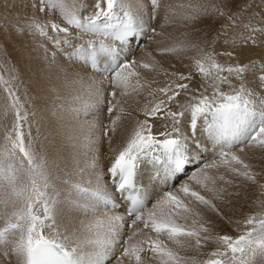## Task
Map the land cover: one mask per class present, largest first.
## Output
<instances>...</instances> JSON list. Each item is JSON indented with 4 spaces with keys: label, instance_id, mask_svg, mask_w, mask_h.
Segmentation results:
<instances>
[{
    "label": "snow or ice",
    "instance_id": "1",
    "mask_svg": "<svg viewBox=\"0 0 264 264\" xmlns=\"http://www.w3.org/2000/svg\"><path fill=\"white\" fill-rule=\"evenodd\" d=\"M148 2L151 8L147 9L142 4L140 10L147 11L149 20H154L161 11L162 0ZM260 2L264 6V0ZM33 6L39 12L47 9L58 13L63 23V26L54 22L42 23L38 17H32L26 21L25 29L51 41L64 57L61 63L67 62L64 67L58 65L56 81L49 79L48 84L51 86L49 95L55 93L57 100H63L61 111L67 116L70 138L77 142L85 157L78 162L73 173L60 181L67 185L65 199L76 210L75 214L97 217L108 211H117L115 205L121 203L124 213L134 217L130 227L140 222L143 228L154 231L157 237L165 234L169 241L185 251L198 250L202 242L207 241H212L217 247L207 260L200 262L179 255L158 238L136 241L138 233L133 232L124 240L123 216H112L104 221H80L71 235L67 230L62 232L57 224V217L63 216L62 206L48 161L33 150L31 142L25 144L23 127L28 121V113L15 92L7 87L10 104L0 112V121L6 119L9 112L14 114V118L0 134V221L3 222V227H0V264H12L10 257L13 256L15 264H141V253L146 251L144 245H148L147 250L153 253L158 264H264V214L248 217L243 223L251 226L250 230L234 239L227 234L213 235L212 228L206 226L209 221L202 220L200 213L190 207L194 202L220 215L217 205L201 191L212 192L213 199L222 204L231 203L228 197L239 195L227 187L217 188V180L224 181L225 185L232 181L226 180L219 172L210 176L211 169L224 167L234 175L255 180L250 165L236 153L246 147L264 152V95H261L264 93V60L258 66L251 62L246 66H222L217 63L214 52L205 51V48L214 49L221 36L233 48L246 47L250 42L255 45V34L258 31L264 33V28L245 25L246 28L251 27L248 36L237 34L228 38V28L235 26L236 14L225 13L219 4L180 5L186 10L182 16L185 24L222 17L229 22L221 25V30L210 39L205 34L199 42L184 43L183 49L175 46L160 49L162 55L197 49L200 57L195 59V66L205 79L210 78V82L207 86L200 85L204 91L199 96L193 94L187 104H181L177 97L181 95V89L186 94L190 91L188 83L173 86L170 81L167 86L157 89L164 98L151 107H144L143 114L147 118L136 122L126 145L111 163L100 169L97 141L92 136L98 117L92 116L91 120L87 117L94 111H100L99 105L106 100V90L100 87L103 80L85 79L82 73L97 72L105 79L111 77L108 79L111 100L104 109L111 116L114 106L120 103L116 100L117 93L121 97L126 95L133 77L139 83L137 68H153L152 64L123 57L131 54L133 41L142 38L146 32L156 34V30L150 24L145 28L139 22L137 10L129 0H94L87 15H81L87 6L76 0H71V3L68 0H35ZM247 7L251 4L241 12ZM174 9L171 4L165 6L166 21ZM49 28L55 36H49ZM70 29H75L79 35L72 37ZM85 35L101 38L99 45L90 39L83 45L74 46L73 39H82ZM68 48L73 51H66ZM44 53L49 63L56 60V52L49 54L44 48ZM223 54L234 55L232 51ZM205 64H208L207 71ZM225 72L227 76L221 75ZM231 77L240 81L238 88L232 84ZM249 77L254 81L253 87L249 86ZM178 79L191 81L192 77L181 74ZM224 84L232 91H222ZM208 87L213 89L210 96L206 94ZM172 101H176L178 110L166 107ZM120 111L123 113L122 107ZM162 112L171 121L172 130L160 133L164 137L160 140L152 134L149 119ZM119 120L120 116H117L101 129L105 137L109 132H116ZM182 120L189 133L183 130ZM198 124L199 135L203 139L197 138ZM27 134L31 136L30 125ZM209 149L213 158L211 162H204V154ZM142 165H151L149 181L155 178L166 185L171 182L175 187V191H165L163 199L156 201L151 208L148 205L157 193L149 191L147 184L137 182V176L149 170L147 167L142 169ZM101 173L107 176V180ZM184 177L186 180L182 179ZM109 183L115 186L114 192L108 191ZM167 206L171 210L165 212ZM45 229H48V234H45ZM118 247L123 251L116 255Z\"/></svg>",
    "mask_w": 264,
    "mask_h": 264
},
{
    "label": "bare ground",
    "instance_id": "2",
    "mask_svg": "<svg viewBox=\"0 0 264 264\" xmlns=\"http://www.w3.org/2000/svg\"><path fill=\"white\" fill-rule=\"evenodd\" d=\"M205 1L206 0H162V8L161 11L157 14L156 19L149 20L147 11L140 10V5L142 4L146 5L147 9L151 8L148 0H129L133 8L137 10V18L139 22L142 23L145 28H147V26L150 24L151 27L155 29L160 27L158 28L160 30H156V34L146 32L145 35L140 38V43L138 44H135V41H133L131 44V54L123 57L124 59H134L136 61H143L153 65L152 69L137 68V71L140 73L138 83L140 89L138 87L135 95H133L134 93L132 92V97H130L131 99H129L128 102L129 109L133 114L126 115V110L124 114H121V116L118 113V115L120 116V120L117 125V130L115 133L109 132L107 137L103 136L102 134V126L100 125L101 128L97 127L99 123L94 122L96 127L92 133V136L93 139L97 141V147L99 150V159L97 161V164L100 169L105 168L109 163H111L112 160H114L115 155L126 145L127 139L131 136L133 130L136 127V122L138 120H144L147 118L143 114L144 107L146 105L148 107H151L153 103L158 102L160 99L164 98L163 94L157 91V89L167 86L170 81L173 82V86L176 83H188L190 91L186 94L185 91L181 89V95L177 97V100L181 104H187L193 94L199 96L200 92L204 91L203 86H207L210 82V78L205 79V77H203L202 75L198 76V74H193L194 68L196 67L195 59H197V55L199 53L197 49L189 48L187 50H178L174 53H165L163 55L160 53V49L172 46H175L178 49H183L184 43H187L189 41L199 42L205 34H207L208 38L210 39L218 31L221 30V25L229 23L227 19L222 17L218 19L205 18L194 24H185L182 20V16L185 14L186 10L180 8L179 6L197 5L200 3H206ZM68 2L71 3V0H68ZM76 2L87 6L81 13V15H87L91 10V6L94 3V0H76ZM34 3L35 0H0V52H2L7 57L6 59L8 63L6 65V69L8 71L9 77L8 82H10L9 87L10 85L15 84L16 87L20 90V97L22 98L21 103H23L24 109L28 113V121L24 124L23 127L25 138L28 137V144L31 142L33 150L38 155L44 156L48 161L50 175L52 176L56 189L59 192L61 201L60 206H62L63 212L62 217H57V224L59 225L60 230L62 232L67 230L68 234L71 235L73 230L80 224V221L87 222L96 219L104 221L112 216H123L125 221L123 225L124 240H126L128 236L133 232H136L138 233V235H136L135 237L136 241H142L149 237H151L152 239L158 238L165 245H167V247L173 249L174 251L177 250L179 252V255L189 258V260L194 258L195 260L200 262L205 261L206 259L203 256V246L198 250H181L175 243L169 241L164 234V237L162 235L157 237L156 233H152V231H149V229L147 230L143 228V225L140 222H137L135 227H130L134 217L128 218L126 216L121 203H116L115 208L117 209V211H108L97 217L84 215L77 216L75 214L76 210L65 199L67 195V185L61 184L60 181L62 179H66L68 177V174L73 173L77 167L78 162H82L85 157L83 154V150L79 148L77 142L70 138L71 129L67 123V116L61 111V105H63L64 103L63 100H57L55 93H52L51 96L49 95V93L51 92V86L48 84L49 79H52L53 82H55L56 74L57 72H59L58 65L60 67H64L66 66L67 62L61 63L62 61H64V57L62 56L60 51L53 46L51 41L38 34L29 33L25 29L26 21L32 17H38L42 23L54 22L60 23L62 26L63 23L58 13L49 11L47 9L44 12H39L38 8L33 6ZM169 4L175 6V9L173 14H171L166 21L164 8ZM240 27L243 26H240L239 24L235 25L229 31L228 37L231 38L237 35L236 30H238L237 28ZM19 29L25 30L20 31ZM70 32L72 37H76L77 35H79V33H77L75 29H70ZM239 33L241 32H238V34ZM260 33L261 32H258L257 36L255 35L256 39L260 38ZM48 34L49 36L56 35L51 30V28L48 29ZM247 34L249 35L250 32H248ZM243 35H245L244 32ZM61 36H63V34H61ZM90 39L95 40L97 45H99L101 38L85 35L82 39H73V44L74 46L83 45ZM225 39L226 38L224 36L221 37V51H224V53L226 50H233L231 46H229V44H226L224 42ZM62 47L64 46L62 45ZM44 48L48 49L49 54L52 52H56V60L49 63V60L45 59ZM208 50L209 48H205V51ZM66 51L71 52L73 51V49L68 48L66 49ZM236 53L238 54L236 59H238L239 61L248 60L246 62L254 63V66H257L259 64L260 58L261 60L262 58L264 59V48L262 46H238L236 47ZM181 74L185 76L190 75L192 77V80H179L178 77ZM212 74H215L214 71L212 72ZM82 75L85 76V79H87L88 77H92L97 80H103V84L100 85V87H102L103 89H105L103 87L104 83H106L108 79H111V77L105 79V77L101 76L97 72L82 73ZM130 82L137 83V78H131ZM5 85L6 84H2V81H0V112H3L10 104V99L6 92V88L8 86L6 87ZM250 85L253 86L254 83ZM106 90L108 91V88H106ZM212 91L213 89L211 87H208L206 94L210 96ZM5 92L7 95L5 94ZM150 93L152 94L150 95ZM103 106H105L104 103ZM166 107L172 110H178V108L176 107V101H172ZM118 111L120 110L118 109ZM99 112L100 111H98V113ZM115 112L113 114H116ZM33 113H35V115H33ZM185 115L187 118L188 114L186 113ZM92 116H95V114L93 113L88 115L87 119L90 120ZM161 117L164 118L162 119ZM13 118L14 114L12 112H9L6 119L0 121V134H2L4 126L10 125L12 123ZM109 119H111V117ZM109 119L106 118L107 121H105V123H110L111 120L109 121ZM149 123L152 125V134L157 136V138L160 140L164 139L163 136L159 135L160 133L171 132L172 130L171 121L166 118L165 113L163 112L159 113L155 118H150ZM165 124H167V127H165ZM29 125L31 126V136L27 134ZM181 126L186 133H189L188 126L184 123V120L181 121ZM199 132L200 128L198 124L197 138L203 139V137L199 135ZM109 139L111 140V144H109ZM242 152L246 153L245 156L243 153V156L246 157L247 161H254L255 168L260 172V175L258 173L259 178L257 177L256 179L255 177V179L257 180L255 182L257 184L256 190L253 187L255 191L254 194L250 193L252 192L250 191L252 187L250 184H248L246 189L242 190V192L240 191L239 196H233L232 199L228 197L227 199H231L232 202L227 203L226 205L228 207L224 211H221V217H223L225 221H223L222 218L216 213L207 211L202 206L194 202L190 203V207L194 211L200 213L202 220L209 221L206 226L212 228V232L215 234H219L220 232H222L223 234H235V230H241L240 224L235 225L232 229L227 226V216L229 218V221H232L231 223H240L244 221L243 218L245 217L248 218L250 216H258L260 214H264V152L251 147L244 148ZM238 153L240 154L241 152L238 151L236 154ZM212 158L213 153L211 149H209L204 154V162H211ZM81 166H83L82 163ZM145 167H147V169L149 170L142 171L137 176L138 183L147 184L148 190L153 191L157 194L164 193V191H168V189H170L171 191H175V187L171 186V188H169V184L166 185L162 180L153 178L151 181H149L148 177L152 175L150 171L151 165L141 166L142 169H145ZM191 170L192 169L190 168L189 171ZM222 172L224 173L225 177V172ZM101 174L104 175L103 173ZM210 174L214 175L213 173ZM215 174L217 173L215 172ZM231 177L233 176H229V178ZM76 179H79V177L77 176ZM104 179L107 180L106 175H104ZM182 179L186 180V177ZM241 181L240 179H238V183H241ZM220 186L222 185H216L217 188H219ZM176 187H178V184L176 185ZM193 187L196 186L193 185ZM228 188L230 189L232 188V186H228ZM233 189H231V191H233ZM108 191L114 192V185H112L111 183L108 184ZM205 196H207V193ZM208 196H210L209 193ZM213 203L217 205L221 202L218 200H213ZM148 207L151 208L152 203L149 204ZM150 232L152 234H150ZM45 234H48V229H45ZM8 239H11V237H8ZM144 247L146 251L141 253V258L146 259L145 254L147 253L148 245H144ZM86 250H88V248H86ZM10 259L12 261V264H15V257H10ZM157 262L155 261L154 263L158 264Z\"/></svg>",
    "mask_w": 264,
    "mask_h": 264
},
{
    "label": "rangeland",
    "instance_id": "3",
    "mask_svg": "<svg viewBox=\"0 0 264 264\" xmlns=\"http://www.w3.org/2000/svg\"><path fill=\"white\" fill-rule=\"evenodd\" d=\"M200 1V0H199ZM206 3H210V4H219L222 8H223V10L225 11V13H232V14H236L237 15V20L235 21V25H237V24H239L240 26H243V27H240V28H237L238 30H236L237 32H236V34H238V32H241V33H239V34H243V32H244V36H248V32H250L251 31V27H255V28H257V29H261V28H264V6H261V2H260V0H227V3H225V0H211V1H205ZM248 4H251V7H247V10L246 11H243V12H241V9L242 8H245ZM224 18V17H223ZM226 19V18H225ZM242 23V24H241ZM245 25H250L251 27H248V28H246L245 27ZM234 26H229V28H228V33H229V31L233 28ZM158 28H160V27H158ZM158 28H156L155 30H160V29H158ZM241 29V30H240ZM242 29H244V30H242ZM158 32V31H157ZM259 32V31H258ZM257 32V33H258ZM152 33V32H151ZM257 33L255 34L256 36H257ZM154 34V33H153ZM216 35V34H215ZM214 35V36H215ZM256 36H255V40H256V43H255V45H253V44H251V42L248 44V46H250V47H260V46H262L263 48H264V33H260L259 34V39H256ZM222 37V36H221ZM221 37H220V39H219V41L216 43V45H215V48L214 49H211V48H209V50L208 51H213L214 52V54H215V58H216V61H217V63H219L220 65H222V66H229V65H233V66H235V65H240V66H246V65H248L249 64V62H246V61H248V60H246V61H239L238 59H236L237 58V53H236V47L235 48H233L231 45H229V46H231V48L233 49V50H231L233 53H234V55L230 58L228 55H224L223 53H224V51H221ZM229 38V37H228ZM139 43H140V41H139ZM237 44L239 45V40L237 41ZM238 47V46H237ZM220 51H221V53H220ZM228 51H230V50H228ZM199 52V51H198ZM225 52H227V50L225 51ZM200 57V53H198V55H197V59ZM229 57V58H228ZM234 57V58H233ZM7 57L2 53V52H0V77H2V80H0V81H2V84H5L4 82L5 81H9V77H8V71H7V67H6V65H7V63H8V61H7V59H6ZM232 58H233V60H235V61H233L232 60ZM258 59H259V57H258ZM258 59H256V60H258ZM260 61H259V64L258 65H260V63L262 62V60H264L263 58H262V60H261V58L259 59ZM241 62V63H240ZM244 62V63H243ZM253 65H254V63H252ZM257 65V66H258ZM204 67H205V70L207 71L208 70V64H205L204 65ZM214 71V70H213ZM193 74L194 75H197L198 74V76L199 75H201L200 73H199V71H198V69L195 67L194 68V71H193ZM221 75H223V76H227L228 74L225 72V73H221ZM231 80H232V83H233V85H235V87H239V85H240V81L239 80H237V79H235L234 77H231L230 78ZM249 86L250 87H253V86H251L250 84H252V83H254V81H252V79H251V77H249ZM105 84H106V86H105ZM132 84V85H131ZM134 84V85H133ZM130 87L127 89V94L126 95H124L123 96V98L124 97H126V98H128V99H126V98H124L125 99V101H124V99L121 97V95H120V93L118 92L117 93V98H116V100L117 101H119L120 103H119V107L117 108L116 106H114V108L115 109H113V111H112V116H109L105 111H104V109H106L107 107H108V102L107 101H109V100H111V97L108 95V93L111 91V89L109 88V86H108V81H106V83H104V85H103V87L105 88V90H106V88H108V91L106 90L105 91V93H104V95H105V97H106V100H105V102H104V105L105 106H103V104H100V106H99V109H100V112L98 113V111H94V112H92L91 114H95V116L97 117V115H98V121H97V123H99V125L97 126V127H100L101 128V126H102V128H105L108 124H109V122L108 123H105V121H107L106 120V118L107 119H109L110 117H111V119H109V121L110 120H112V119H115L117 116H121V114H124L125 113V110H126V115H129V114H133L131 111H130V109H129V105H128V102H129V99H131L130 97H132V92L134 93L133 95H135V92H136V90H138V87H139V89H140V86H139V84L138 83H135V82H130ZM238 85V86H237ZM6 87L8 86L9 87V84H6L5 85ZM222 87H223V89H222ZM10 88L15 92V94L19 97V99H20V102H22V98L20 97L21 96V94H20V90L16 87V85L15 84H12V85H10ZM183 90V89H182ZM221 90L222 91H225V92H229L230 90L232 91V89L227 85V84H224V85H222L221 86ZM229 90V91H228ZM19 91V92H18ZM131 93H130V92ZM106 92H108V93H106ZM180 92H181V90H180ZM130 93V94H129ZM5 94H6V92H5ZM7 95V94H6ZM261 95H264V93H261ZM126 100H127V102H126ZM125 102V103H124ZM123 103V104H122ZM23 104V103H22ZM122 104V105H121ZM126 104V105H125ZM102 105V106H101ZM121 105V106H120ZM122 106H124V107H122ZM104 107V108H103ZM120 107H122V108H124L123 109V113H121V111H118V109L120 110ZM125 107H126V109H125ZM128 107V108H127ZM102 109V110H101ZM117 109V110H116ZM115 111H118V112H115ZM102 112V113H101ZM116 113V114H113V113ZM98 113V114H97ZM118 113H119V115H118ZM101 115V116H100ZM115 115H116V117H115ZM107 116V117H106ZM103 119H102V118ZM105 117V118H104ZM92 119V117L90 118V120ZM104 121V122H103ZM96 123V124H97ZM101 123V124H100ZM105 123V124H104ZM101 125V126H100ZM102 134H103V131H102ZM104 136V135H103ZM25 139V144H27L28 145V137H26V138H24ZM243 153H244V156H245V152H241L240 154L238 153L237 155H241L240 157L241 158H244L243 160L244 161H246V163L247 164H249L250 165V171L252 172V174L254 175V177H256V179H257V177L259 178V175H260V172L259 171H257V169L255 168V165H254V161H247L246 160V157H244L243 156ZM243 156V157H242ZM222 169H211V170H209V175H211V176H214V175H216L215 174V172L217 173V172H219V173H223L222 171H224L225 172V179L226 180H231L232 181V183L231 184H229V185H225L224 184V181H222V180H217V182H216V185L218 186V185H224L223 187H227L228 188V186H232V188H228L230 191H231V189H233V188H235V189H233V191H231V192H238L239 193V195H240V191L242 192V190H244V189H246V187H247V185L248 184H250L251 185V187H252V189L250 190V191H252V192H250V193H252V194H254L255 193V191H254V188H255V190H256V182L255 181H257L256 179L254 180V181H251V180H248V179H246L245 177H242V176H237V175H230V174H232L231 172H229V171H227L224 167H221ZM224 168V169H223ZM214 170V171H213ZM217 170V171H216ZM226 170V171H225ZM210 173H213L214 175H212V174H210ZM258 173H259V175H258ZM223 175H224V173H223ZM227 175H229V176H233V177H231V178H229V176H227ZM236 176V177H235ZM238 177H240V178H238ZM238 179H240V181H241V183L239 182L238 183ZM245 180V181H244ZM244 184H243V183ZM249 182V183H248ZM253 183V185H252V183ZM238 184V185H237ZM172 186V185H171ZM171 186L169 187V188H171ZM237 188H236V187ZM221 187V186H220ZM242 187V188H241ZM254 187V188H253ZM168 190H170V189H168ZM165 192V191H164ZM203 193V194H202ZM206 193H207V196H206V198L207 197H209L208 199H212V200H214L215 201V199H213V193L211 192H207V191H201V194L202 195H206ZM208 193H209V195L210 196H208ZM238 195V196H239ZM237 197V196H236ZM231 199L233 198V196L232 197H230ZM163 199V193H158L157 195H155V197L152 199V206L156 203V201H159V200H162ZM231 199H230V201H231ZM232 202V201H231ZM149 206V205H148ZM217 207L220 209V213H221V211H224L228 206L226 205V204H222V203H218L217 204ZM171 210V208H170V206L168 207L167 206V209H166V207H165V209H164V211H166V212H168V211H170ZM102 215V214H101ZM220 217H221V214L219 215ZM227 218V220H226V222H227V226H229L231 229L232 228H234V226L235 225H237V224H240L241 225V227H240V229L241 230H235V234H227V235H230V236H232L234 239L235 238H238L239 237V235H241L243 232H246V231H248V230H250V227L251 226H248V225H246L245 223H243L244 221H246V219H247V217H245V218H243V222H240V223H231V222H229V218H228V216L226 217ZM222 220L223 221H225L224 220V218H222ZM3 223H2V221L0 222V227H3V225H2ZM148 230V229H147ZM149 231H151L150 229H149ZM152 233H155L154 231H152ZM151 232H150V234H152ZM160 235H162L163 236V234H160ZM165 235V234H164ZM213 235H224L222 232H220L219 234H215V233H213ZM164 237V236H163ZM165 237H166V235H165ZM167 238V237H166ZM127 240V239H126ZM172 242V241H171ZM172 243H174V242H172ZM202 246H203V248H204V250H203V256L205 257V259L207 260L208 258H209V256H210V253L212 252V251H215L216 250V244L215 243H213L212 241H207V242H202ZM173 250V249H172ZM123 251V248L122 247H118V249H117V252H116V255H119L120 254V252H122ZM177 251V250H176ZM178 252V251H177ZM179 253V252H178ZM151 254H153V253H151L150 251H148L147 250V253L145 254V256H146V259H144V258H141V263L143 264V263H145L146 264V262H147V264H151V263H154L155 261L153 260V255H151ZM151 256V257H150ZM258 259V258H257ZM148 260V261H147ZM154 262H153V261ZM150 261V262H149ZM149 262V263H148ZM157 262V261H156ZM158 263V262H157ZM154 264H156V263H154Z\"/></svg>",
    "mask_w": 264,
    "mask_h": 264
}]
</instances>
